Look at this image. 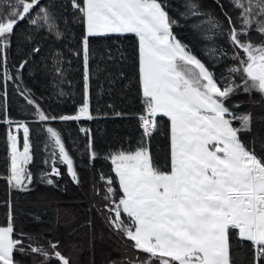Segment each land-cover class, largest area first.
Masks as SVG:
<instances>
[{
  "label": "snow or ice",
  "instance_id": "obj_1",
  "mask_svg": "<svg viewBox=\"0 0 264 264\" xmlns=\"http://www.w3.org/2000/svg\"><path fill=\"white\" fill-rule=\"evenodd\" d=\"M229 3L238 12L235 21L224 13L226 29L210 13L202 12L196 0H185L187 11L181 14L185 19L206 16L201 23L208 24L209 30L220 29L219 34L232 46L230 59L237 63L220 81L177 39L173 28L179 21L169 15L166 0H69L83 26L76 53L83 58V103L76 114L57 116L45 113L31 97H25L47 133L45 148H51L53 166L42 175L43 182L53 185L48 177L60 175L55 166L58 157L73 181L79 183L61 134L50 122L93 119L89 103L93 40L133 34L138 41L144 105L139 115L141 140L135 149L106 155L104 159L110 160L115 176L101 179L105 184L103 199L109 202L105 207L110 227L131 241L137 253L147 255L127 261L113 258L110 264H237L233 257L243 249L248 250L245 264H264V154L255 150V140L250 146L241 135L252 131V113L236 111L240 103H226L242 89L248 95L259 93L264 104V0ZM24 20L57 40L64 38L58 17L41 0H0V64H6L14 28ZM32 51L39 53L41 49ZM220 52L227 54L224 49ZM26 64L27 60L23 61L18 71ZM5 79L13 77L5 71ZM3 95L0 122L11 126L6 91ZM158 118L167 119L170 137V152L163 165L154 160L147 145L161 123ZM20 129L22 151L18 136L12 131L7 134L10 166L6 179L10 188L25 191L32 175L24 165L33 156L30 129L24 122H16V131ZM88 148L89 159H97L91 139ZM8 216L6 226H0V264H18L17 252L42 257L39 264H73L60 250L59 241H48L45 247L23 232L14 235L11 211Z\"/></svg>",
  "mask_w": 264,
  "mask_h": 264
},
{
  "label": "trees",
  "instance_id": "obj_2",
  "mask_svg": "<svg viewBox=\"0 0 264 264\" xmlns=\"http://www.w3.org/2000/svg\"><path fill=\"white\" fill-rule=\"evenodd\" d=\"M196 2L202 12L210 13L225 29V12L236 20L238 9H234L229 0H220L219 4L217 0ZM166 3L169 15L179 21L173 28L177 39L223 81L229 75L228 68L237 63L230 59L232 46L227 43L226 36L219 34L220 29L209 30L208 24L201 23L206 16L185 19L181 15L187 11L185 0H166ZM41 4L48 6L58 17L64 38L57 40L45 29H37L27 20L20 21L6 49V64H0V103L4 101L6 91L7 117L13 121L11 126L0 122V226H6L11 211L14 235L23 232L45 247L48 241H59L60 250L70 256L73 264H110L113 258L127 261L135 260L137 256L145 257L147 254L137 253L131 247V241L110 227L105 207L109 202L103 199L105 184L101 179V176H115L110 160L104 159L106 155L121 149H135L141 140L143 130L139 115L144 105L139 85L137 38L126 34L93 40L89 59V103L93 119L50 122V126L61 134L79 183L73 181L67 166L57 157L55 166L60 177H48L54 181L49 185L41 179L53 166L49 155L51 148H45L47 133L25 97H31L45 113L57 116L77 113L84 95L83 58L76 54L83 26L76 20L69 0H41ZM197 24L199 27H194ZM252 36L259 39L255 33ZM35 47L41 51L33 52ZM220 49L227 54L221 53ZM25 60L27 64L18 71ZM5 71L13 79L6 80ZM233 79L240 83L238 76ZM226 103H240L241 107L236 111L252 113V131L241 135L250 146L255 140V150L264 154V104L260 102L259 93L248 95L241 89ZM158 119L161 123L147 145L154 160L163 165L170 152V137L167 119ZM21 121L30 129L33 156L26 165L32 182L25 191L10 188L6 179L10 166L7 134L16 127V122ZM81 128L88 131L83 132ZM89 139L92 149L98 153L95 160L89 159ZM19 144L23 145L21 129ZM46 159L48 163H45ZM115 187L118 189V183ZM25 240L27 242V237ZM233 258L237 264H245L248 250H241ZM15 259L18 264H39L42 257L17 252Z\"/></svg>",
  "mask_w": 264,
  "mask_h": 264
},
{
  "label": "built area",
  "instance_id": "obj_3",
  "mask_svg": "<svg viewBox=\"0 0 264 264\" xmlns=\"http://www.w3.org/2000/svg\"><path fill=\"white\" fill-rule=\"evenodd\" d=\"M141 128V127H140ZM142 129V128H141ZM10 131H12L13 132V134H15V135H17L18 136V132L16 131V130H14V129H11Z\"/></svg>",
  "mask_w": 264,
  "mask_h": 264
},
{
  "label": "crops",
  "instance_id": "obj_4",
  "mask_svg": "<svg viewBox=\"0 0 264 264\" xmlns=\"http://www.w3.org/2000/svg\"><path fill=\"white\" fill-rule=\"evenodd\" d=\"M13 129L16 130V127H14ZM22 132H23V130H22ZM18 134H19V132H18ZM19 148H20V150L22 151V150H23V145L20 146V144H19Z\"/></svg>",
  "mask_w": 264,
  "mask_h": 264
},
{
  "label": "rangeland",
  "instance_id": "obj_5",
  "mask_svg": "<svg viewBox=\"0 0 264 264\" xmlns=\"http://www.w3.org/2000/svg\"><path fill=\"white\" fill-rule=\"evenodd\" d=\"M131 35H133V34H131ZM142 91V90H141ZM78 112V111H77ZM22 130V129H21ZM18 139H19V134H18ZM27 165V164H26ZM26 165H24V167H25V169H26Z\"/></svg>",
  "mask_w": 264,
  "mask_h": 264
},
{
  "label": "water",
  "instance_id": "obj_6",
  "mask_svg": "<svg viewBox=\"0 0 264 264\" xmlns=\"http://www.w3.org/2000/svg\"><path fill=\"white\" fill-rule=\"evenodd\" d=\"M53 176H55V175H53ZM55 177H60V175L59 176H55Z\"/></svg>",
  "mask_w": 264,
  "mask_h": 264
}]
</instances>
